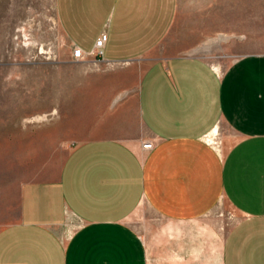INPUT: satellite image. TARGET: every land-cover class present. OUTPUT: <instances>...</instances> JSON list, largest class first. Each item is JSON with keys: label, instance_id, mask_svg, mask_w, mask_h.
I'll use <instances>...</instances> for the list:
<instances>
[{"label": "crops", "instance_id": "1", "mask_svg": "<svg viewBox=\"0 0 264 264\" xmlns=\"http://www.w3.org/2000/svg\"><path fill=\"white\" fill-rule=\"evenodd\" d=\"M177 8L178 0H56V17L84 50L106 30L104 57L125 65L164 41ZM138 102L150 151L143 141L92 139L44 172L40 141L29 164L27 143L3 146L0 264H153L154 250L129 220L142 203L183 224L220 198L241 216L222 264H264V53L221 72L198 55L151 58ZM179 225L168 226L176 242L164 246L163 263L198 264L196 224Z\"/></svg>", "mask_w": 264, "mask_h": 264}, {"label": "rangeland", "instance_id": "2", "mask_svg": "<svg viewBox=\"0 0 264 264\" xmlns=\"http://www.w3.org/2000/svg\"><path fill=\"white\" fill-rule=\"evenodd\" d=\"M71 51L58 24L56 0H0V162L4 145L14 150L27 143L29 164L40 141L37 154L47 172L87 140H148L138 98L151 58L193 54L221 72L243 55L264 53V0H178L164 41L125 65L74 62ZM41 116L48 120L27 122ZM217 137L220 141L221 130ZM240 217L220 198L196 223H170L147 203L129 220L154 250L153 264H164V246L176 242L168 237V226L178 224L189 230L196 224L198 264H222L224 241Z\"/></svg>", "mask_w": 264, "mask_h": 264}, {"label": "built area", "instance_id": "3", "mask_svg": "<svg viewBox=\"0 0 264 264\" xmlns=\"http://www.w3.org/2000/svg\"><path fill=\"white\" fill-rule=\"evenodd\" d=\"M108 41V33L104 30L97 38L94 47L91 50H84L80 46L73 45L71 56L74 62H103L106 64H115L116 62L108 60L104 57V50ZM125 63H130L125 62ZM142 148L144 151H150L154 148V142L151 140H144L142 142ZM81 224V220L77 222Z\"/></svg>", "mask_w": 264, "mask_h": 264}, {"label": "bare ground", "instance_id": "4", "mask_svg": "<svg viewBox=\"0 0 264 264\" xmlns=\"http://www.w3.org/2000/svg\"><path fill=\"white\" fill-rule=\"evenodd\" d=\"M55 22H56V20H55ZM220 38L221 39H223V40H229V36H225V35H221L220 36ZM54 114V113H53ZM48 116H41V117H35V118H31V119H27V122H29V123H34V122H43V121H46V120H48V118H47ZM211 135V134H210ZM213 135V136H212ZM212 135L211 136H209L208 137V140L211 142V143H213V144H215L216 143V140H215V138H214V134L212 133ZM217 147V149L220 151L221 150V147H219V146H216Z\"/></svg>", "mask_w": 264, "mask_h": 264}]
</instances>
